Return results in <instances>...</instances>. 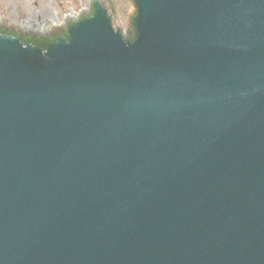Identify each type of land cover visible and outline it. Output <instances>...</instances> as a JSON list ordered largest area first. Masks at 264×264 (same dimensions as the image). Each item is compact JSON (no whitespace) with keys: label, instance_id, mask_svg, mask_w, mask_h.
<instances>
[{"label":"water","instance_id":"obj_1","mask_svg":"<svg viewBox=\"0 0 264 264\" xmlns=\"http://www.w3.org/2000/svg\"><path fill=\"white\" fill-rule=\"evenodd\" d=\"M37 1L0 14V264H264V0Z\"/></svg>","mask_w":264,"mask_h":264},{"label":"rangeland","instance_id":"obj_2","mask_svg":"<svg viewBox=\"0 0 264 264\" xmlns=\"http://www.w3.org/2000/svg\"><path fill=\"white\" fill-rule=\"evenodd\" d=\"M111 1L114 11L125 10V0ZM47 2L52 17L56 18L80 8L83 0H47ZM6 10H11L13 20L31 16L30 10L43 13L37 0H0V14L8 18Z\"/></svg>","mask_w":264,"mask_h":264}]
</instances>
